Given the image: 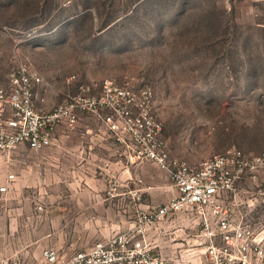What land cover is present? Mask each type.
Returning <instances> with one entry per match:
<instances>
[{
	"label": "rangeland",
	"instance_id": "1",
	"mask_svg": "<svg viewBox=\"0 0 264 264\" xmlns=\"http://www.w3.org/2000/svg\"><path fill=\"white\" fill-rule=\"evenodd\" d=\"M20 63L40 74L45 111L106 80L150 86L170 156L192 166L264 153V0H0V87ZM226 205L264 231V179Z\"/></svg>",
	"mask_w": 264,
	"mask_h": 264
},
{
	"label": "built area",
	"instance_id": "2",
	"mask_svg": "<svg viewBox=\"0 0 264 264\" xmlns=\"http://www.w3.org/2000/svg\"><path fill=\"white\" fill-rule=\"evenodd\" d=\"M42 82L38 72L20 63L0 87V158L10 157L21 144L44 150L51 145L60 126L74 130L80 114H96L102 117L116 142L138 160L157 164L173 183L170 201L152 210H138L132 231L116 234L65 260H60L53 248L47 249L43 252L47 264H168L169 260L157 253L147 239V232L179 214L199 220L204 251L192 252L175 262L189 264L186 261L197 257L198 264H264V231L236 221L226 205L242 184L263 183L264 153L254 155L230 148L192 166L170 156L150 86L106 80L99 94H94L91 86H82L78 95L45 111L37 104V89ZM7 189L1 187L0 192ZM133 196L139 198L137 192ZM0 264L22 263L4 259Z\"/></svg>",
	"mask_w": 264,
	"mask_h": 264
},
{
	"label": "crops",
	"instance_id": "3",
	"mask_svg": "<svg viewBox=\"0 0 264 264\" xmlns=\"http://www.w3.org/2000/svg\"><path fill=\"white\" fill-rule=\"evenodd\" d=\"M5 186L0 260L22 264H47L43 252L50 248L65 260L130 232L138 210H152L173 196L167 172L135 158L102 117L88 113L80 114L74 130L60 126L48 148L21 144L0 158V188ZM199 223L186 214L169 217L151 227L147 239L167 260H182L192 253L187 246L195 241Z\"/></svg>",
	"mask_w": 264,
	"mask_h": 264
}]
</instances>
